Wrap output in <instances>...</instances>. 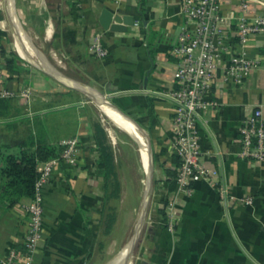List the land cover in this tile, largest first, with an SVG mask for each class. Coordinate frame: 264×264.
I'll return each mask as SVG.
<instances>
[{
    "label": "crops",
    "instance_id": "obj_1",
    "mask_svg": "<svg viewBox=\"0 0 264 264\" xmlns=\"http://www.w3.org/2000/svg\"><path fill=\"white\" fill-rule=\"evenodd\" d=\"M181 1L142 0L141 5L140 0H0V30L5 33L0 39L4 49L0 66L6 74L5 86L30 90L28 100L0 98V131L21 122L27 130L25 140L29 125L33 137L40 133L50 144L59 145L74 136L81 144L77 165L59 164L44 188V227L33 264H95L99 254L108 253L113 240L116 218L107 225L106 214L118 213L122 181L116 173L118 193L105 196L88 111L92 108L82 90L101 95L130 118L121 117L141 134V145L124 131L146 161L145 170L138 153L145 175L149 166L146 136L155 157L152 176L158 184L130 264H264V160L241 157L238 142L242 118L257 107L264 112V33L251 34L245 45V56L254 63L251 73L239 85L217 81L212 93L219 107L198 118L200 162L217 170L216 183L194 180L190 194L166 190L164 171L175 168L170 146L174 104L169 93L176 66L172 47L185 23ZM6 3L49 70L30 68L21 58L18 73L5 68L4 56L12 53L7 38L13 39L15 33ZM238 3L225 0L221 4L227 31L233 28ZM102 9L130 15L138 25L133 22L120 32L104 30L98 23ZM258 14H264V9L252 3L246 15ZM96 33L108 51L103 58L88 51ZM63 128L67 130L59 133ZM23 141L12 147L0 136V152H15ZM218 187L235 198L250 197L252 203L220 202ZM163 197L177 213L173 231L158 212ZM29 198L22 197L0 211V260L22 240L26 230L22 207Z\"/></svg>",
    "mask_w": 264,
    "mask_h": 264
},
{
    "label": "built area",
    "instance_id": "obj_2",
    "mask_svg": "<svg viewBox=\"0 0 264 264\" xmlns=\"http://www.w3.org/2000/svg\"><path fill=\"white\" fill-rule=\"evenodd\" d=\"M223 1H181L185 23L172 47L176 66L172 75L174 87L169 93L174 104L170 146L172 153L179 158L175 190L185 194L191 193L190 183L194 180L216 183L218 179L215 168L200 162L198 118L207 110L219 107V101L212 93L217 81L239 85L251 73L254 63L246 58L245 45L251 34L264 33V14L246 15L252 3L264 9V0H239L238 14L230 31L225 30L223 22ZM134 25L138 23L134 22ZM88 51L98 58L107 56L108 51L102 44L100 33L94 35ZM5 81L6 74L0 66V98L21 97L28 100V88L9 89ZM238 133L239 155L253 161L264 160V112L261 107L242 118ZM59 146L61 151L58 156L38 163L33 194L22 207L26 217L25 233L18 245L8 248L0 264H33L44 227V188L59 164L74 167L81 154V144L76 136L62 140ZM218 198L225 203L234 200L252 203L250 197L235 198L219 187ZM165 215L164 223L169 231H173L177 213L172 202L166 203Z\"/></svg>",
    "mask_w": 264,
    "mask_h": 264
},
{
    "label": "rangeland",
    "instance_id": "obj_3",
    "mask_svg": "<svg viewBox=\"0 0 264 264\" xmlns=\"http://www.w3.org/2000/svg\"><path fill=\"white\" fill-rule=\"evenodd\" d=\"M21 25L22 28L25 29L24 25L23 24ZM25 35L27 36L26 33ZM27 38L30 40V43L32 45V40L28 36ZM7 42H8V48H10L12 53H14L18 59L21 58L20 61L23 60L26 65L30 66V68L39 70L40 67L32 64L27 59L19 55L18 52H16V50L13 47V39L10 36L9 38H7ZM86 99L88 104L87 106H90L92 108V109L88 108L89 115L91 118V124L93 126L94 123H97L105 131L108 139V143L112 146L115 156V166H116L115 172L118 174L119 178L122 181L121 182L122 199L121 201H118V203H116L118 213L115 216L116 223L114 224L113 230L111 231V237L113 240L110 243L108 241L109 243L108 253L106 255L103 253L99 254V256H97V260L95 263V264H108V262L113 259V261H111V264H115L119 256L118 252L130 240V238L132 237L135 231L137 219L139 217L141 205L143 202L144 189L146 186L147 178L141 168V164L138 157L139 151L137 152L138 147L136 142L133 140V138L127 132L118 128L119 126L117 127L113 125L109 121L108 117H106L105 112L95 102H93L89 98ZM108 103L111 104L110 102ZM27 126L29 130V133H27V135L29 134V136H32L31 135L33 134L32 128L29 125ZM66 130L67 128L66 129L63 128L60 129L58 132L63 133ZM26 132L27 130L24 129L23 123L16 122L14 127L12 126V128H8V129L6 128L5 130H1L0 136H3L6 144H9L10 146L13 147L14 144L18 143L19 140H21V138L25 140ZM37 136L39 137L40 133ZM141 160L146 170V161L142 156H141ZM154 179L155 178L152 176L150 199L155 186ZM149 207H150V200L148 204V208ZM136 245L133 250V255L135 254Z\"/></svg>",
    "mask_w": 264,
    "mask_h": 264
},
{
    "label": "trees",
    "instance_id": "obj_4",
    "mask_svg": "<svg viewBox=\"0 0 264 264\" xmlns=\"http://www.w3.org/2000/svg\"><path fill=\"white\" fill-rule=\"evenodd\" d=\"M140 4L142 5V0H140ZM3 36H5V33L0 30V39ZM0 53L1 55L4 54L3 48H0ZM8 55L4 56L5 68L13 73H18V58L13 53ZM92 127V137L97 151V168L105 178L103 187L105 196L117 195L119 182L115 180L116 166L113 149L108 143L106 133L102 127L97 123H94ZM60 151L61 147L59 145L50 144L38 136H28L15 152H0V211L17 204L22 197H31L34 190V182L38 175L36 170L38 163L58 156ZM153 161H155L154 155ZM173 163L175 166L174 170L167 169L164 171L168 177L166 181L167 191L175 188V174L179 165V158L174 154ZM154 183L155 185L158 184V180L154 179ZM161 204L162 207L158 209V212L161 213L164 220L166 219L165 197L161 199ZM106 215L107 225H112L115 221V214Z\"/></svg>",
    "mask_w": 264,
    "mask_h": 264
},
{
    "label": "water",
    "instance_id": "obj_5",
    "mask_svg": "<svg viewBox=\"0 0 264 264\" xmlns=\"http://www.w3.org/2000/svg\"><path fill=\"white\" fill-rule=\"evenodd\" d=\"M134 22L133 17L130 15H119V14H113L112 12L102 9L99 17H98V23L100 27L104 30H110V31H125L127 26L132 25ZM82 92L88 96L90 100L95 102L98 106L101 102L107 103L112 108H114L119 114H121L124 117H127L125 114L117 110L113 105L109 104L107 100L101 97L99 94H93L92 92H89L87 90H82ZM129 118V117H127ZM130 119V118H129ZM133 121V120H132ZM134 122V121H133ZM131 136V135H130ZM134 140V139H133ZM147 144H148V152H149V167L146 174V186L144 189V197L143 202L140 209V214L137 219V224L135 231L130 238V240L124 245L125 246V252L124 255L120 258V260L117 262V264H130L132 256H133V250L135 248V245L139 239V236L141 234L143 225L145 223V218L147 215L148 210V204L150 200V194H151V182H152V174H153V158L151 154V148L150 143L148 141V138L146 136Z\"/></svg>",
    "mask_w": 264,
    "mask_h": 264
},
{
    "label": "bare ground",
    "instance_id": "obj_6",
    "mask_svg": "<svg viewBox=\"0 0 264 264\" xmlns=\"http://www.w3.org/2000/svg\"><path fill=\"white\" fill-rule=\"evenodd\" d=\"M6 9H7L8 15H9V17H10L12 23H13V27H14V32L15 33H14V37H13V47L16 50V52H18L22 57L27 59L32 64H35L38 67L41 66V68L45 67V68H47V70H49L50 67L46 63V61H44L43 56L40 55V53L37 52L32 47V45H31L30 41L28 40L27 36L23 32V30L20 29L21 26L19 25V23L18 22H17V24L15 23V19H14L12 10H11V8H10L8 3H6ZM99 107L105 112L106 117H108L109 121L113 125L119 126L121 129L128 131L130 134H133L136 137V139L139 142V144L141 145V142H142V138L140 136L141 134H139L135 130L136 128L134 129L126 120L121 118L122 117L121 114H119L114 108H112L110 105H108L107 103H104V102H101ZM146 174H147V172H146ZM124 252H125V247L124 248L122 247V249L120 250V254L118 256L117 262L124 255ZM117 262H116V264H117Z\"/></svg>",
    "mask_w": 264,
    "mask_h": 264
}]
</instances>
